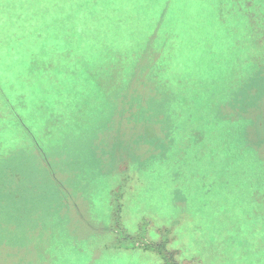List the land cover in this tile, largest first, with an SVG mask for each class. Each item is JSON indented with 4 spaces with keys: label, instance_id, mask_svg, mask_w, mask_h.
Wrapping results in <instances>:
<instances>
[{
    "label": "rangeland",
    "instance_id": "rangeland-1",
    "mask_svg": "<svg viewBox=\"0 0 264 264\" xmlns=\"http://www.w3.org/2000/svg\"><path fill=\"white\" fill-rule=\"evenodd\" d=\"M252 1L259 47L246 65L207 36L168 57L172 76L192 78L187 101L131 85L109 119L95 107L53 134L33 124L31 148L0 159V264H264V1ZM194 3L175 0L169 16L212 34ZM193 48L209 51L199 60ZM256 67L214 122L204 118L191 93Z\"/></svg>",
    "mask_w": 264,
    "mask_h": 264
},
{
    "label": "trees",
    "instance_id": "trees-1",
    "mask_svg": "<svg viewBox=\"0 0 264 264\" xmlns=\"http://www.w3.org/2000/svg\"><path fill=\"white\" fill-rule=\"evenodd\" d=\"M174 1L0 0V72L8 96L0 91V159L16 149H29L28 133L35 123L37 132L45 128L53 134L80 122L95 107L109 119L105 109L126 101L131 85L187 101L184 94L192 78L172 76L167 68L178 46L194 44L199 49L205 36L217 38L214 46L230 47L233 60L245 65L249 51L259 47L250 24L254 1L248 6L246 0H195L189 11L195 18L204 13L212 34L202 25L180 24L175 14L169 16ZM258 11L264 24V6ZM196 48L193 56L202 60L209 49L196 53ZM257 68L247 80L245 71L230 72L224 82L228 88L213 83L200 98L190 92L193 100L206 101L204 118L214 122L221 106L243 93ZM26 113L35 120L32 125L24 119Z\"/></svg>",
    "mask_w": 264,
    "mask_h": 264
}]
</instances>
